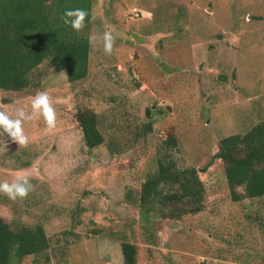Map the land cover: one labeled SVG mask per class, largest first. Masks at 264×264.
<instances>
[{
	"label": "rangeland",
	"instance_id": "374dc122",
	"mask_svg": "<svg viewBox=\"0 0 264 264\" xmlns=\"http://www.w3.org/2000/svg\"><path fill=\"white\" fill-rule=\"evenodd\" d=\"M111 31L113 52L89 36ZM88 40L86 76L33 78L22 92H0V111L31 114L46 92L56 127L42 115L23 123L26 148L0 135V182L27 175L35 190L15 201L0 193V218L40 225L47 248L7 264H264V196L232 202L218 141L264 119V0H91L79 33ZM97 118L103 142L87 149L78 111ZM177 169L193 168L202 209L170 219L177 206L140 205L162 142ZM162 186L161 194L175 191ZM164 212V213H163Z\"/></svg>",
	"mask_w": 264,
	"mask_h": 264
},
{
	"label": "trees",
	"instance_id": "16d2710c",
	"mask_svg": "<svg viewBox=\"0 0 264 264\" xmlns=\"http://www.w3.org/2000/svg\"><path fill=\"white\" fill-rule=\"evenodd\" d=\"M91 0H0V92H22L33 85V78L51 67L65 71L69 83L86 76L88 40L64 24L66 9L82 8L90 16ZM7 104V98H0ZM82 141L87 149L103 142L94 113L76 114ZM173 138L162 142L156 157V171L140 186V205L158 201L161 206L180 208L168 212L170 219L197 213L202 209L203 188L194 169H177L170 152ZM214 155L223 165V176L232 202L264 196V119L258 120L244 134L221 138ZM176 187L161 194L159 188ZM164 213V212H163ZM48 246L40 225L24 226L0 218V264L10 256L21 260L36 255ZM135 246L121 243L122 264H136Z\"/></svg>",
	"mask_w": 264,
	"mask_h": 264
},
{
	"label": "clouds",
	"instance_id": "9594fccd",
	"mask_svg": "<svg viewBox=\"0 0 264 264\" xmlns=\"http://www.w3.org/2000/svg\"><path fill=\"white\" fill-rule=\"evenodd\" d=\"M89 13L82 8L66 9L62 15L66 26L76 33H81L86 27L85 20ZM90 43L102 42L103 52L111 55L115 43V37L111 31H105L102 36L90 35ZM32 113L28 114L23 108L17 109L15 117L0 111V135L7 134L9 138L18 143L20 147L26 148L29 144V137L24 133L23 123L31 120L33 116L42 115L46 129L52 131L56 127V112L52 106L51 98L46 92L38 93L31 103ZM35 190L27 175L18 176L12 183L7 181L0 182V193L6 195L9 199L15 201L26 199L30 192Z\"/></svg>",
	"mask_w": 264,
	"mask_h": 264
}]
</instances>
